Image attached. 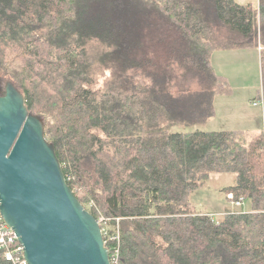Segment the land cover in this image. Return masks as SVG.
<instances>
[{
    "label": "trees",
    "instance_id": "16d2710c",
    "mask_svg": "<svg viewBox=\"0 0 264 264\" xmlns=\"http://www.w3.org/2000/svg\"><path fill=\"white\" fill-rule=\"evenodd\" d=\"M258 46L264 98V0H0V85L43 117L83 206L118 226V264H264V131L165 129L215 115L228 81L213 51ZM214 172L234 173L222 190L248 210L193 209Z\"/></svg>",
    "mask_w": 264,
    "mask_h": 264
},
{
    "label": "water",
    "instance_id": "95a60500",
    "mask_svg": "<svg viewBox=\"0 0 264 264\" xmlns=\"http://www.w3.org/2000/svg\"><path fill=\"white\" fill-rule=\"evenodd\" d=\"M44 119L10 80L0 89V215L26 264H111L99 220L68 185Z\"/></svg>",
    "mask_w": 264,
    "mask_h": 264
},
{
    "label": "rangeland",
    "instance_id": "374dc122",
    "mask_svg": "<svg viewBox=\"0 0 264 264\" xmlns=\"http://www.w3.org/2000/svg\"><path fill=\"white\" fill-rule=\"evenodd\" d=\"M257 6L258 0H238ZM257 54L245 49H217L211 54V62L218 73L226 75L229 79L228 89L215 97L216 115L204 122L188 124L172 122L165 126L169 132L201 130H225L240 127L239 118L244 112L261 115L260 106H252L250 98H255L259 90V75L256 63ZM259 68V74H260ZM253 101V100H252ZM252 103V102H251ZM253 104V103H252ZM234 173H211L203 186L193 191L189 199L193 209L212 213L219 218L226 208L246 211L249 203L245 200L243 205L236 206L234 200L229 199L223 187L232 185Z\"/></svg>",
    "mask_w": 264,
    "mask_h": 264
},
{
    "label": "built area",
    "instance_id": "2783aa9c",
    "mask_svg": "<svg viewBox=\"0 0 264 264\" xmlns=\"http://www.w3.org/2000/svg\"><path fill=\"white\" fill-rule=\"evenodd\" d=\"M254 105H261L264 110V98L261 95L259 99L252 102ZM264 131V129H263ZM229 198L232 199V194L230 193ZM233 200V199H232ZM243 199L234 200L236 206L243 205ZM118 220V218H116ZM101 230L103 236L106 235L108 240L111 241V251H109L110 263H119V243L120 235L119 228L116 226V231L114 233H108L106 219L103 217L99 218ZM0 252H2L4 258L10 261L12 264H26L23 258L22 246L18 242L15 233L10 228V226L4 221L0 215Z\"/></svg>",
    "mask_w": 264,
    "mask_h": 264
},
{
    "label": "crops",
    "instance_id": "0c3cea01",
    "mask_svg": "<svg viewBox=\"0 0 264 264\" xmlns=\"http://www.w3.org/2000/svg\"><path fill=\"white\" fill-rule=\"evenodd\" d=\"M233 49H245V50H248V51H254L257 54L256 63H258V66H259L260 71H261V46H258V47H247V48H233ZM259 68L257 67L258 75H259V84H258V86H260V87H259V90L257 91L256 97L255 98H250L249 99V103L252 106H260V108H261L260 118L256 114H250L249 112H244L243 115L240 116V118H239L240 127H235L234 129H226V130H243L244 132H247V134L256 135V134H259L264 129V110H263L261 105H254V104L251 103L254 100L259 99L260 96L262 95L261 94L262 80H261V72L259 74ZM219 74L223 75L221 73H219ZM223 76L227 79L228 84H229L228 77L226 75H223ZM225 91H227V93H228L229 89L227 88ZM214 106H215V100H214ZM216 113L217 112H216V108H215V115H216ZM229 199H231V198H229Z\"/></svg>",
    "mask_w": 264,
    "mask_h": 264
},
{
    "label": "flooded vegetation",
    "instance_id": "af4514ba",
    "mask_svg": "<svg viewBox=\"0 0 264 264\" xmlns=\"http://www.w3.org/2000/svg\"><path fill=\"white\" fill-rule=\"evenodd\" d=\"M3 84H4V83H2V84L0 85V89L2 88Z\"/></svg>",
    "mask_w": 264,
    "mask_h": 264
}]
</instances>
